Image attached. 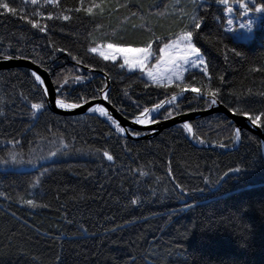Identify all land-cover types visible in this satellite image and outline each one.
Returning a JSON list of instances; mask_svg holds the SVG:
<instances>
[{
  "label": "trees",
  "instance_id": "1",
  "mask_svg": "<svg viewBox=\"0 0 264 264\" xmlns=\"http://www.w3.org/2000/svg\"><path fill=\"white\" fill-rule=\"evenodd\" d=\"M7 2L18 13L0 10V53L36 61L50 73L55 88L68 76L61 99L78 103L80 97H100L107 77L111 103L131 119L178 91L120 69L119 61L86 54L89 33L99 38L115 30L116 37L133 46L149 38L144 29L132 28L144 22L131 17L135 6L116 9L125 0H113L110 15L89 18L81 12L72 13L70 21L46 20L45 33L21 17L37 10L59 14L76 7L78 0H61V9L41 7L43 0L35 6L28 0ZM140 3L156 35L176 33L188 23L165 7L170 0ZM153 3L166 14L147 15ZM178 7L192 10L190 0H181ZM200 14L205 22L197 46L208 62L212 87L221 88L223 104L237 107L239 97L243 109L264 110V96L259 95L264 93V26L240 41L226 31L218 4H206ZM61 48L65 51H57ZM31 73L23 67L0 70V160L9 161L0 163V264H264V149L257 135L243 130L235 141L236 126L222 113L190 121L204 143L181 124L151 138L130 139L98 114L60 115L47 102L46 110L33 118L30 102L40 101L43 88ZM192 74L197 87L207 85L199 70ZM75 76L86 79L73 84ZM186 82H193L189 74ZM207 107L205 99L186 92L158 116ZM61 141L69 147L62 148ZM99 149L116 159L108 161ZM50 151L57 154L50 156ZM9 153L23 162H13ZM31 159L36 163H28ZM137 197L139 203L132 204Z\"/></svg>",
  "mask_w": 264,
  "mask_h": 264
},
{
  "label": "snow or ice",
  "instance_id": "2",
  "mask_svg": "<svg viewBox=\"0 0 264 264\" xmlns=\"http://www.w3.org/2000/svg\"><path fill=\"white\" fill-rule=\"evenodd\" d=\"M31 5H37L40 0H28ZM113 0H78V5L74 8H64L59 11V14L48 12L44 13L42 11H35L30 15H24L21 18L25 20L33 29H37L42 33L48 31L46 20H63L70 21L73 16L72 13H81L83 12L89 18H94L96 16H103L106 12L110 15L114 10L111 7ZM217 3L224 6V11L229 14L234 12L235 4H239V7L243 10L240 14L247 15L248 13H260L264 14V2L257 3L256 0H252V6H249L247 0H216ZM192 5L191 12H186L183 7H178L181 4V0H170L168 5L165 7L173 8L176 13L179 14L180 18H187L188 23L184 24L178 32L172 33L169 32L166 35H156L152 28L148 26L147 21L145 20V13H142L140 9L143 8V5L140 3V0H125L123 4L116 3V9L120 8H129L130 4L137 8V11L131 12V17H139L143 23L140 25H132L133 29L141 28L151 35L149 38L142 42L137 43L133 46V43L128 42L124 37H116L115 30L112 36L102 35L97 38L92 36L89 33L88 37V47L86 48V54H96L104 61H110L114 64L119 61L118 67L120 69H127L129 72L139 70L142 75H146L148 80L155 84L157 87L168 88L169 86L174 85L178 91H173L171 96L166 98V101H160L152 106V108L144 107L142 111L139 112V115L134 117L135 123L138 124H155L159 121L153 119V114H160V110L164 108L165 103L169 106H173L174 102L177 100L178 96H184L186 92L195 93L200 99H205L208 107L217 105V103H223V100L220 98L221 88L212 87V74L209 70L208 62L204 58L202 50L197 46V40L200 38L199 30L202 28V25L205 22V16L200 14V9L204 8L208 4V0H190ZM51 5L54 8L61 9V0H43L41 7ZM152 9H156L153 13ZM160 5L151 4L149 6V11L147 15H159L163 16L166 13L161 12ZM0 10H3L4 13H9L12 15H17L18 10L15 7L10 6L7 0H0ZM207 10L205 9V12ZM32 17H39L35 19ZM130 19V17H125V20ZM234 23L233 19H228L227 24L232 26ZM256 21L254 19H247L245 23L239 25L241 29H247L248 32H252L255 27ZM102 25L97 24L96 28H100ZM229 30H232L231 27ZM155 45V47H154ZM57 51H65V49H57ZM235 52V49H233ZM240 55V53H236ZM69 55H72L69 52ZM4 59H13L14 57L5 56L3 53H0ZM73 59L82 61L73 56ZM154 61V63H153ZM36 62V61H33ZM199 69L200 73L207 79V85L202 84L201 87H197L194 83L196 77L192 74V70ZM254 71H259L260 69H253ZM186 74H189V79L193 81L192 83L186 82ZM35 82L43 88V95L39 102H30V115L33 118H38V114H42L46 110V101L44 97L48 95L49 89L45 85V80L36 72L31 73ZM84 76H75L72 78V83H79L85 80ZM223 82V76L218 78ZM69 84V77L65 76L62 83L56 88V92L60 95L56 97L55 104L56 106L64 109H78L84 105L89 104V100L80 97V102H68L65 99H61V96L66 95L62 89L64 85ZM36 85H34V88ZM145 87H148L147 82ZM107 83L103 85L99 92L101 93L102 99L111 103L109 99ZM252 92L251 89H248V94ZM127 95V92H125ZM259 95L264 96V93H259ZM98 97L93 96L92 99L95 100ZM28 99V97H25ZM237 107L230 108L229 111L247 117L249 122L253 126H264V110L258 112H251L240 107L241 100L237 98ZM175 108H179V105H175ZM87 112L98 113L100 117L106 118L107 121L111 123L114 127L115 132L118 134H123L127 131L125 127H122L120 122L116 120L113 115L109 112L108 108L103 104H95L94 106H89ZM180 111H176L175 115H182ZM0 115H3V112L0 111ZM173 118V112L167 111L163 114V119ZM182 129L188 133L192 134L194 138L198 139L200 143L205 141L202 138L196 137L194 134L193 125L190 122L185 121L181 125ZM111 134V133H110ZM132 135L138 136L140 133L132 132ZM241 129L239 127L234 129V140H241ZM15 143V141H13ZM224 146V145H222ZM61 147L67 149L69 145L64 141H61ZM59 150V149H58ZM98 152L102 153V156L108 161H114L116 157L107 149H99ZM57 152H49L50 156H55ZM11 160L15 163H21L23 161L17 158L15 153H9ZM9 161L7 159L0 160V163L7 164ZM28 163L35 164L36 159H31ZM140 175L147 176L148 173L144 172L142 169H137ZM239 171V169H229V172ZM169 172L171 169L169 168ZM227 175V173H225ZM175 179V177H173ZM35 187V185H33ZM181 187H183L181 185ZM22 203H25L31 207H38L37 203L34 200H21ZM132 204L139 203V197L131 200Z\"/></svg>",
  "mask_w": 264,
  "mask_h": 264
},
{
  "label": "water",
  "instance_id": "3",
  "mask_svg": "<svg viewBox=\"0 0 264 264\" xmlns=\"http://www.w3.org/2000/svg\"><path fill=\"white\" fill-rule=\"evenodd\" d=\"M12 67H23L27 68L31 72H36L39 74L44 80L45 85L48 87L49 92L46 96V102L48 105V108L60 115L65 116H79V115H86L90 114V112H87V108L89 106H94L95 104H103L105 107L108 108L109 112L113 115V117L118 120L122 127H125L129 131L125 132V136L130 139H144V138H151L157 134H159L163 129H166L168 127L184 123L185 121L190 122L196 118L206 116L213 113H222L224 114L228 119L234 122L236 128L239 127L241 129V132L243 130H248L249 132H252L253 134L257 135L259 139L261 140L263 146H264V131L261 126H253L247 117H244L239 114H235L223 104V103H217V105L208 107L201 110H192L185 112L182 115H174L171 119H158L159 123L155 124H138L135 123L134 119H129L123 115V113L115 107L112 103H109L108 101H105L102 99L101 93L100 97H98L95 100H89L88 105H84L81 108L78 109H64L56 106L55 99L57 97V92L55 85L52 81L50 73L44 69L39 64L33 62L30 59L22 58V57H14L13 59H0V70L12 68ZM87 68V67H86ZM107 85L109 88V79L106 77ZM106 89V91L108 90ZM189 93H192L189 91ZM130 130L133 131H139L143 132L144 134H140L138 136L132 135Z\"/></svg>",
  "mask_w": 264,
  "mask_h": 264
},
{
  "label": "rangeland",
  "instance_id": "4",
  "mask_svg": "<svg viewBox=\"0 0 264 264\" xmlns=\"http://www.w3.org/2000/svg\"><path fill=\"white\" fill-rule=\"evenodd\" d=\"M216 3L218 4L220 7L223 8L224 11V6L217 3L216 0H208V3ZM247 2L249 3V6H252V0H247ZM257 2V1H256ZM258 3V2H257ZM234 12L232 14L227 13L226 11H224V15L226 17V21L228 19H233L234 23L232 26H229L226 22V26L225 29L226 31L231 34L233 36L234 39H238V40H248L249 38H251L255 32V30L259 27L264 26V14H260V13H248L247 15H241L240 13L243 11L240 7L239 4H235L234 6ZM162 10V9H161ZM247 19H254L256 21L255 27L253 28L252 32H248L247 29H241L239 27L240 24L245 23ZM231 27L232 30H229ZM154 63V61H153ZM127 70V69H126ZM199 70V69H196ZM128 71V70H127ZM137 72L140 73L139 70H136ZM200 71V70H199ZM129 72V71H128ZM134 72V71H133ZM140 76L143 77L146 81L151 82L148 80L146 75H142L140 73ZM166 101V100H164ZM175 103V102H174ZM167 104V103H165ZM169 106V105H168ZM98 114V113H97ZM155 114H153L154 116Z\"/></svg>",
  "mask_w": 264,
  "mask_h": 264
}]
</instances>
